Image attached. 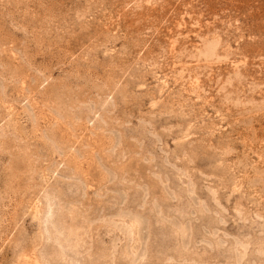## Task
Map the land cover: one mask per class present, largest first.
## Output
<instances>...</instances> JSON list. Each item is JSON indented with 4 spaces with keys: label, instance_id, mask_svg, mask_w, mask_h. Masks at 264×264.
Masks as SVG:
<instances>
[{
    "label": "rangeland",
    "instance_id": "rangeland-1",
    "mask_svg": "<svg viewBox=\"0 0 264 264\" xmlns=\"http://www.w3.org/2000/svg\"><path fill=\"white\" fill-rule=\"evenodd\" d=\"M0 264H264V0H0Z\"/></svg>",
    "mask_w": 264,
    "mask_h": 264
}]
</instances>
